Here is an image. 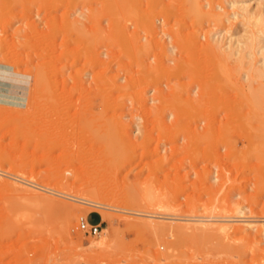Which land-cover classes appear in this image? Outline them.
I'll return each mask as SVG.
<instances>
[{
	"label": "rangeland",
	"instance_id": "obj_1",
	"mask_svg": "<svg viewBox=\"0 0 264 264\" xmlns=\"http://www.w3.org/2000/svg\"><path fill=\"white\" fill-rule=\"evenodd\" d=\"M260 16L264 0H0V91L41 84L0 104V264H262ZM76 172L105 189L97 236L78 229L95 207L58 191Z\"/></svg>",
	"mask_w": 264,
	"mask_h": 264
},
{
	"label": "bare ground",
	"instance_id": "obj_2",
	"mask_svg": "<svg viewBox=\"0 0 264 264\" xmlns=\"http://www.w3.org/2000/svg\"><path fill=\"white\" fill-rule=\"evenodd\" d=\"M235 5H236V3L235 2H230L229 3V7H235ZM248 6L245 4L242 8H241V10L243 11V13L244 14H246L247 15V17L245 18V19H251V18H254V15L253 14H251V13H249L248 12ZM239 16L237 15H233V18L234 19H237ZM232 18V19H233ZM233 19V20H234ZM257 20L256 21H261V22H263L264 21V17L263 16H260V17H257L256 18ZM261 33V35H263L264 36V32L263 31H261L260 32ZM219 35H221V34H219ZM222 36H224L223 34H222ZM217 38V39H216ZM221 38L222 37H215V40H217V42H216V45L218 44H220L221 42H219V41H221ZM259 38V37H258ZM251 40H253V39H251ZM249 41V40H248ZM250 42H252V41H250ZM261 42L262 43H264V37H262L261 38ZM217 45V46H218ZM232 45H234V42L232 43ZM248 45V44H247ZM250 46V48H251V46L253 45V44H249ZM223 45L221 44V48H223L222 47ZM230 46H231V44H230ZM235 46V45H234ZM242 45H241V43H240V41H237V47H239L238 49L239 50H237V51H235L234 53H231V51H232V49L233 50H235L233 47H230L229 48V54H228V57H230L231 58V56H233L234 55V57H237V56H241V54L239 53L240 52V47H241ZM228 47L229 46H227V49H228ZM244 47H246V46H244ZM243 47V49L244 50H246L245 48ZM253 48H254V46H253ZM252 48V49H253ZM264 47H262L261 48V51L262 52H264V49H263ZM226 49V48H225ZM224 51V50H223ZM226 51V50H225ZM173 52V51H172ZM227 52H228V50H227ZM231 53V54H230ZM250 53V52H249ZM230 55V56H229ZM261 55H262V53H261ZM226 56H227V54H226ZM163 58V57H162ZM240 58H242V57H239V58H237L238 60L240 59ZM241 60V59H240ZM264 60V59H263ZM159 61V60H158ZM234 61H236L237 62V60L235 59ZM164 62V61H163ZM262 64H263V62H262ZM239 65V64H238ZM262 67H264V65L262 66ZM262 67L260 68V71H259V73L261 74L262 73V71L261 70H263L264 71V69H262ZM252 67H250L249 69V71H251V70H253V69H251ZM256 68V67H255ZM254 68V69H255ZM259 69V68H258ZM257 69V70H258ZM145 71H146V69H144ZM147 70H149V69H147ZM152 70V69H151ZM256 70V71H257ZM144 72V71H143ZM148 72V71H147ZM251 73H253V71H251ZM259 73H255V71H254V74L256 75V74H258L259 75V78H260V76H264V75H260ZM244 74H246V73H244ZM249 76H247V77H250V74H248ZM40 77V76H39ZM39 77L37 76V78L39 79ZM247 77L245 76V78L247 79ZM249 79V81H250V78H248ZM256 79H258V78H256ZM261 79H264V77H262ZM246 81H248V80H246ZM248 81V82H249ZM38 81H36L35 83H34V87L32 88V90L30 89V87L28 86V87H21V88H19L18 90H15V91H17V94L16 93H12V91H0V104H2V105H6V106H12V107H15V108H18V107H24V106H26L27 105V103H28V101L30 100V101H32L33 99H34V97H35V94L37 93V91L39 90L38 89ZM40 84V83H39ZM41 85V84H40ZM23 86H25V85H23ZM180 88V87H179ZM251 88V87H250ZM9 89V88H8ZM10 90V89H9ZM31 90V91H30ZM202 91V90H201ZM205 91V90H204ZM3 92V94H1ZM31 92V93H30ZM162 92V91H161ZM193 93V92H192ZM29 94H31V95H29ZM204 94V93H203ZM254 96H256V95H254ZM30 97V98H29ZM144 97V96H143ZM169 97V96H168ZM16 98V99H15ZM142 98V97H141ZM13 99H15V102L13 101ZM197 99V98H196ZM190 102V101H189ZM142 103V102H141ZM154 103H156V102H154ZM165 104V103H164ZM193 104V103H192ZM169 105H171V104H169ZM191 105V104H190ZM157 107H158V105H157ZM197 106H195V108H196ZM196 110V109H195ZM147 111V110H146ZM147 116V115H146ZM173 117V116H172ZM151 120V119H150ZM152 120H154V119H152ZM161 120V119H160ZM130 123V122H129ZM156 124V123H155ZM151 125H152V123H151ZM173 125H175V122H174V124ZM176 125H178V124H176ZM213 125V124H212ZM130 126V125H129ZM157 126V125H156ZM140 127V126H139ZM135 135V134H134ZM86 171V169H81V172H85ZM81 172H76V174H75V176L77 177L76 179H79L80 181H81V183L79 184V185H75V182H73L72 184L70 183H67V184H69V185H63L62 187H61V190H59L60 189V187H58L59 189H58V191H61V192H63V191H65V190H67V188H69V186H70V188L71 189H74V190H76V192L78 193V195L77 196H79V200H76V201H78L79 203H82V204H85V205H90V206H92V207H95V208H91V209H93L92 211H94V212H97V213H99V214H101L102 215V218H103V220L104 221H106L108 218H109V213H110V211L108 212V207H105V206H102L101 204H97V203H101V202H103V201H101L102 200V195H103V192L105 191V189L103 188V187H101L100 185H97L96 183H95V181L93 180V179H91V178H84L83 177V175L81 174ZM69 180V179H68ZM70 182V181H69ZM66 184V183H65ZM68 186V187H67ZM37 186H35V188H36ZM55 188H57V187H55ZM54 189V188H53ZM57 191V189H54V191ZM104 190V191H103ZM42 191V190H41ZM54 191H52V189L51 190H45V192H48V193H51V194H54V195H56L57 194V192H54ZM68 191V190H67ZM69 191H71V190H69ZM65 193V192H64ZM60 195V194H59ZM151 195V194H150ZM150 195H149V197H150ZM42 197H44V199H45V202H46V205L49 207V208H57V207H59L60 205L58 204V203H55L54 201H53V199H51V198H48V197H45V196H42ZM116 197V196H115ZM92 198H94V200H96V198H98L99 200L98 201H96V203H93V202H95ZM117 198H119V197H117ZM152 198H154V196L152 197ZM111 199V198H110ZM109 199V200H110ZM122 199V198H121ZM148 199V198H147ZM106 200V199H105ZM87 201H92V203L91 202H87ZM115 201H117V200H115ZM118 201H120V200H118ZM76 203V202H75ZM119 204V203H118ZM47 207V208H48ZM88 208H89V206H88ZM164 208V207H163ZM112 209V208H111ZM125 209H129L130 210V206H127ZM240 214H243V212H244V209H240V211H238ZM240 214H238V215H240ZM251 215V214H250ZM250 215H245V216H247V217H245L244 215H240V218H243L244 217V219L246 218H248L249 219V217H251ZM181 216V215H180ZM111 218V217H110ZM159 218V217H158ZM163 218H165V217H163ZM252 218H254V217H251V219ZM176 219V218H175ZM189 219H191V218H189ZM244 219H242V221H244ZM200 220L201 219H199V222H200ZM163 221V220H162ZM202 221V220H201ZM204 221V220H203ZM219 221V220H218ZM224 221V220H223ZM222 221V222H223ZM241 221V220H240ZM248 221H254V220H245V222L247 223ZM182 223H183V221H182ZM204 223H205V221H204ZM248 223H250V222H248ZM202 223H200V225H201ZM223 224V223H222ZM206 225H209V224H206ZM248 225H251V224H248ZM225 226H227V225H225ZM209 227V226H208ZM206 228H207V226H206ZM220 228V227H219ZM227 228H228V230H229V227L227 226ZM227 228L226 227H221L220 229H222L223 230V232H226L225 230H227ZM230 228H231V226H230ZM251 228V227H250ZM201 229V228H200ZM210 232H211V228H207ZM219 229V230H220ZM233 229V228H232ZM238 227L235 229L236 231H238V230H240V229H238ZM242 229H244L245 231H246V228H243L242 226H241V231H242ZM248 229H249V227H248ZM259 229V228H258ZM261 229V228H260ZM259 229V230H260ZM213 230V229H212ZM217 229H215V231H216ZM243 230V231H244ZM214 231V230H213ZM262 232H263V230H261ZM210 232H208L209 234H210ZM219 232H221V231H219ZM227 232H229V231H227ZM231 232H234V231H231ZM230 232V233H231ZM217 233V232H216ZM222 233V232H221ZM247 232H245V234H246ZM223 235H225V234H223ZM227 235H231V234H227ZM251 235V234H250ZM261 235V234H260ZM211 236V235H210ZM221 236V235H220ZM219 236V237H220ZM235 237V236H234ZM248 237V236H247ZM225 238V237H224ZM251 237L249 236V239H250ZM254 238H256V237H254ZM253 238V239H254ZM246 239V238H245ZM251 240V239H250ZM217 241H219V240H217ZM222 241V240H221ZM255 241V240H254ZM253 241V242H254ZM257 241V240H256ZM255 241V242H256ZM253 242H251V243H253ZM260 242V241H259ZM219 243H221V242H219ZM224 244H226V243H224ZM253 244H255V243H253ZM249 246V245H248ZM227 248V247H226ZM249 248V247H248ZM252 248V247H251ZM247 249V248H246ZM243 250H241V251H239V252H242ZM256 254V253H255ZM260 254H262V253H260ZM260 258L261 257H263V254H262V256H259ZM256 258V257H255ZM262 260H264V259H262ZM248 264V263H247ZM262 264H264V262L262 263Z\"/></svg>",
	"mask_w": 264,
	"mask_h": 264
},
{
	"label": "built area",
	"instance_id": "obj_3",
	"mask_svg": "<svg viewBox=\"0 0 264 264\" xmlns=\"http://www.w3.org/2000/svg\"><path fill=\"white\" fill-rule=\"evenodd\" d=\"M215 177L217 178V173H215ZM204 220H209L207 218H204ZM103 222L101 221L100 223H91L87 218H80L79 224H78V229L88 235L91 236H97L99 235L102 230H103Z\"/></svg>",
	"mask_w": 264,
	"mask_h": 264
},
{
	"label": "crops",
	"instance_id": "obj_4",
	"mask_svg": "<svg viewBox=\"0 0 264 264\" xmlns=\"http://www.w3.org/2000/svg\"><path fill=\"white\" fill-rule=\"evenodd\" d=\"M93 214H96V215H98L99 216V221L97 222V223H100L101 221H103V218H102V216L99 214V213H93ZM91 216L92 215H90V216H88V220H89V222H91ZM91 223H95V222H91Z\"/></svg>",
	"mask_w": 264,
	"mask_h": 264
}]
</instances>
